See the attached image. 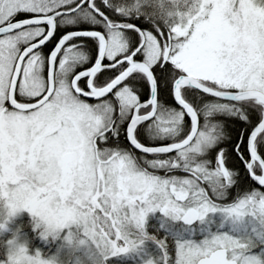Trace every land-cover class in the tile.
<instances>
[{
	"label": "snow or ice",
	"instance_id": "obj_1",
	"mask_svg": "<svg viewBox=\"0 0 264 264\" xmlns=\"http://www.w3.org/2000/svg\"><path fill=\"white\" fill-rule=\"evenodd\" d=\"M0 264H264V0H0Z\"/></svg>",
	"mask_w": 264,
	"mask_h": 264
},
{
	"label": "rangeland",
	"instance_id": "obj_2",
	"mask_svg": "<svg viewBox=\"0 0 264 264\" xmlns=\"http://www.w3.org/2000/svg\"><path fill=\"white\" fill-rule=\"evenodd\" d=\"M25 227H26V225H25Z\"/></svg>",
	"mask_w": 264,
	"mask_h": 264
}]
</instances>
